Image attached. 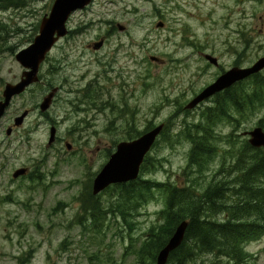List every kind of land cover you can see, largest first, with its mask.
I'll return each mask as SVG.
<instances>
[{"label": "rangeland", "instance_id": "obj_1", "mask_svg": "<svg viewBox=\"0 0 264 264\" xmlns=\"http://www.w3.org/2000/svg\"><path fill=\"white\" fill-rule=\"evenodd\" d=\"M54 1L21 0L17 8L0 10V24L21 29L8 39L10 44L29 45ZM209 7L205 0H95L73 15L70 28L87 29L77 39L79 49L59 44L41 68V82L15 98L0 123V264L141 263L139 248L149 230L164 221L159 213L166 207L165 195L156 193L125 221L113 206L120 199L118 191L92 200L93 174L107 164L119 143L129 139V132L140 135L164 122L179 132L189 121L190 115L183 118L180 106L218 72L201 51L212 53L227 67L235 59L230 45L239 48L235 30L244 24L248 33L252 31L245 63L249 66L264 56V48L258 45L264 38H255V33L260 34V17H240L239 7L226 10L218 5L214 17L202 16ZM254 9L257 6H248L249 13ZM227 14L232 17H224ZM159 22L167 25L165 30L157 27ZM112 29L119 31L100 54L85 47ZM2 44L0 100L6 84L18 83L24 71L14 53L2 51L6 49ZM80 55L86 67L75 63ZM53 57L58 58L57 64H51ZM61 64L63 71L56 74ZM89 85L96 88L92 93L98 98L90 99ZM53 87L61 91L51 109L42 113L39 106ZM25 111L30 113L24 124L7 136L8 127H14L15 118ZM46 114L61 120L60 140L51 147L47 146L51 127ZM198 118L196 114L190 120ZM237 118L238 123L227 120L228 127L221 133L222 140L228 141L234 131L239 138L222 145L206 170L189 167L190 145H172L162 138L151 151L141 180L179 188L190 181L204 191L214 180L225 179L232 171L233 155L247 141L241 133L257 127L264 108ZM23 167L29 168L30 175L13 179ZM93 204L99 209L93 211ZM246 248L256 259L250 255L245 264H264V238ZM199 261L227 264L212 255Z\"/></svg>", "mask_w": 264, "mask_h": 264}, {"label": "trees", "instance_id": "obj_2", "mask_svg": "<svg viewBox=\"0 0 264 264\" xmlns=\"http://www.w3.org/2000/svg\"><path fill=\"white\" fill-rule=\"evenodd\" d=\"M13 1L19 4V0H0V7L13 5ZM227 103V112L233 109L237 111L227 119L231 121L235 114L244 117L263 109L264 74L248 80L244 110L240 111L239 99H229ZM211 112L209 110L207 113L208 120H211ZM204 114L203 111L202 118ZM259 124L264 129V118ZM199 127L201 125H186L179 137L191 140ZM204 127L209 128L210 125L205 123ZM138 135L136 132L128 133L132 140ZM161 136L167 143L176 142L169 129H165ZM246 144L240 148L239 154L235 153L237 167L234 175H229L227 181L212 183L203 192H198L200 190L190 185L191 182L179 188L171 183L161 184L151 180L109 188L108 191H118L120 199L113 206L125 221L141 203L155 199L156 193L158 196L165 195L166 207L159 213L164 221L149 230L145 243L137 252L141 258L140 264H156L159 252L183 221H189L185 241L171 253L168 264H200L199 259L208 255L219 261L227 260V264H245L249 261L251 254L246 250V245L264 237V150ZM212 155V148L206 144L203 147L197 145L190 152L189 163L194 169H202ZM150 159L148 155L141 173H144ZM155 164L156 161L150 164L152 169ZM90 197L95 200L91 194ZM92 209L96 211L99 208L93 204Z\"/></svg>", "mask_w": 264, "mask_h": 264}, {"label": "water", "instance_id": "obj_3", "mask_svg": "<svg viewBox=\"0 0 264 264\" xmlns=\"http://www.w3.org/2000/svg\"><path fill=\"white\" fill-rule=\"evenodd\" d=\"M93 0H56L51 13L46 16L40 26L39 35L34 43L27 49L16 55L18 63L25 69L21 81L15 85L8 84L4 90V99L0 101V121L5 116L7 109L10 107L14 97L23 94L27 88L40 81L39 71L47 55L59 40L67 35V22L71 15L77 11L85 9ZM162 25L159 24V27ZM102 43L96 44V48H100ZM212 63L217 64V60L207 57ZM264 70V58L260 59L251 68L245 70H232L223 75L213 85L209 86L187 107L195 108L201 102L207 100L214 94L224 91L236 82L252 75L258 74ZM1 79V71H0ZM57 90L52 91L41 104V111L49 110L54 95ZM25 112L22 116L15 120L16 126H21L28 116ZM163 130L160 126L138 140L132 142L121 143L117 151L111 156L109 162L96 177L93 185L94 196L99 195L112 185L126 184L136 181L139 177L141 166L145 157L151 151L156 142L157 137ZM12 134V129L7 131V135ZM249 135L251 139L249 143L257 148H264V130L257 128ZM56 130L52 129L49 140V146L55 142ZM68 149H71L70 146ZM27 169H20L13 175L14 179H18L27 174ZM189 223L184 221L180 223L167 245L160 251L157 257V264H167L171 253L176 251L183 244Z\"/></svg>", "mask_w": 264, "mask_h": 264}, {"label": "flooded vegetation", "instance_id": "obj_4", "mask_svg": "<svg viewBox=\"0 0 264 264\" xmlns=\"http://www.w3.org/2000/svg\"><path fill=\"white\" fill-rule=\"evenodd\" d=\"M55 1H54V3H55ZM205 1L207 3H210V7L208 9V13L202 15L204 17H214L215 12H216V5H218V7L222 8V9H226V10H228L227 9L228 6L239 7V11L238 12H239L240 17H248V16H250V17H260V21H259L260 22V25H259L260 34L257 35V33H255V38L256 39L264 38V0H205ZM20 2H21V0H19V4H20ZM54 3H53V5H54ZM19 4H17L16 2L13 1V5L12 4H7V5H4V6H1L0 10L8 11V9H11L13 7H16V8L19 7L20 6ZM53 5H52V8H53ZM250 5L257 6L258 9L256 11L254 9L253 11H250V13H249L248 12V6H250ZM52 8H51V10H52ZM86 9H88V7ZM51 10H50V12H51ZM73 15L69 18V21L67 22V35L64 38H62L58 42L57 45H55V47L53 48V51L58 47L59 44H62V43H69V48H68L69 50L79 49L80 41L77 40V39L80 38L83 34H85L87 29L86 28L85 29H78V28L71 29L70 28V21L73 18ZM224 17H232V14H227ZM159 24H161L162 26L159 27ZM157 27L161 28V29L164 28V30H165L167 25L164 22H159ZM19 30H21V29H17V31H19ZM39 30H40V25H38L36 30L34 31V34H35L34 39H29V41L31 40L29 42V45H27L26 47H23L24 45L21 44V43L14 44V45L10 44V40H8V39H13V35L17 34V31L12 29V28L10 29V27L8 25H6V24H0V42L3 43L2 46L4 48H6V49H2V51L3 52L14 53V56H16L19 52L27 49L28 47H30L33 44L35 38L39 34ZM108 31L109 32L106 33V35L98 37L99 41L87 44L85 47L90 52L100 54L107 47V44H108L110 38L112 37V35L115 34L119 30H113L112 29V30H108ZM4 33H8V34H4ZM251 33H252V31L250 33H248V28L244 24L240 25L239 30H235V34L238 37L237 44H238L239 48H235L232 45H230L229 49L231 51H233V53L235 54V59L231 63H229L227 67L222 66L220 59L218 57H215L212 53H206L204 51H201L202 57L210 65L215 66L216 69L218 70V72L216 73V75H215L214 79L212 80V82L209 83L207 86L215 83L219 78H221L223 75L227 74L228 72H230L232 70H245L249 66H251V65L248 66L245 63V61H244V57H245L246 50H247V47H248V40H249V37H252ZM98 43H102V46L100 48H96V44H98ZM234 43H235V41H234ZM258 45L261 48H264V41L258 42ZM243 47L245 49H243ZM121 48H122V46H119L118 50H120ZM53 51L48 55L46 62L50 61V58H51V55H52ZM83 57H84L83 55H80L79 59L76 60L75 63H79L78 65L86 67V63L82 62ZM207 57H210L212 59L217 60V64L212 63ZM57 61H58V58L57 57H53L52 61H51V64L52 65H54V63L57 64ZM157 61H159V60H157ZM46 62L43 63L41 68L44 66V64ZM62 64L59 65L58 73H57V70H56V74H60L63 71V69H62L63 65ZM54 70H55V68H54ZM111 72L114 74L115 70L113 69ZM23 73H24V71H23ZM23 73H22V75L20 77V81H21V78L23 76ZM40 75H41V72H40ZM247 82H248L247 79H244V80H242L240 82H237L230 89L225 90L223 92H220V93L214 95L213 97L208 99L206 102L201 103L199 106H197L193 110H188L187 109L188 104L193 99H195L203 91V89L205 87L202 90L198 91L197 94L194 92V94L192 95L191 99H189L186 102H183V105H181L180 108H179L180 113L183 114V118H185V115H190V117L188 119L189 121L185 122V124L183 125L181 130L179 132H176L175 130H171V126L172 125H170L169 122H164L163 123L165 125V129H169L170 134L172 135L173 139L176 140V142H173L171 144L172 145L188 144V145H190L193 148L196 147L197 145L203 147L206 144L207 146H209L212 149H219L222 145H224L226 143L231 144V141H230L231 136H230V139L228 141L222 140L223 139L222 136L224 134L221 133V130L224 131V129L228 127L227 119L233 113L237 112L235 109L229 110L228 112L226 111V108H227V105H228L227 100H229V99H239L240 100V111L244 110ZM91 85H93V84H91ZM91 85H89V87H88V91L91 92L90 93V99H94L96 97L98 98V96L96 94L92 93V91H94L96 88L92 89ZM54 90H57V91H56V94L54 95V98L52 100L50 109L54 105V103H55V101H56V99H57V97L59 95V92L61 91V88L60 87H53L48 93L50 94ZM2 97H3V93H2ZM46 97H44V100H45ZM93 106H95V105H93ZM96 106L98 107L99 105L96 104ZM220 107H221V110H219ZM80 110H81V112H83L84 108L80 107ZM209 110L212 111L211 112L212 115H210L211 120H208V117H207V113H208ZM215 110H217V111H215ZM203 111H204L205 114H204V116L202 118V112ZM196 114H198V117H199L198 120H190L191 118L195 117ZM45 116H46L45 118H48V120H49V125L51 127L50 132L52 131V129L56 130V141L59 142L60 138L58 137V133L60 131L61 120H59V119L58 120H52V118L50 117L49 114H46ZM238 116H240V115L235 114V118L232 121L233 123H238V121H239L238 118H237ZM240 117H242V116H240ZM63 121L64 120H62V123H63ZM205 123L210 125V127L209 128H205L204 127ZM192 124H197V126L201 125V127H199L198 129H195V133L193 135V138L191 140H187L186 141L182 137H179L181 135V133H182L183 128L186 125H192ZM222 127H224V128H222ZM11 129H12V134H13L14 128H11ZM150 129H152V128L148 127V129L146 131L148 132ZM200 138H202V139H200ZM161 139H162V136L158 138L156 144L157 143L159 144ZM129 140L130 139H126L124 141H129ZM68 145L71 146V148H72L71 143L66 141V148H67ZM102 169H103V167H102ZM28 170H29V168H28ZM98 174L94 173L93 176L96 178V176ZM29 175H30V170H29V172L27 174V177ZM95 178H94V180H95ZM94 180H93V183H94Z\"/></svg>", "mask_w": 264, "mask_h": 264}, {"label": "bare ground", "instance_id": "obj_5", "mask_svg": "<svg viewBox=\"0 0 264 264\" xmlns=\"http://www.w3.org/2000/svg\"><path fill=\"white\" fill-rule=\"evenodd\" d=\"M86 76H87V75H86ZM82 77H84V76H82ZM200 139H202V138H200ZM198 140H199V139H198ZM198 140H197V141H198Z\"/></svg>", "mask_w": 264, "mask_h": 264}]
</instances>
